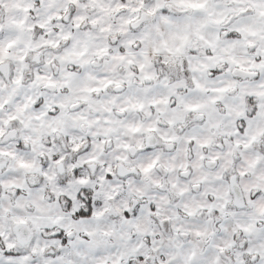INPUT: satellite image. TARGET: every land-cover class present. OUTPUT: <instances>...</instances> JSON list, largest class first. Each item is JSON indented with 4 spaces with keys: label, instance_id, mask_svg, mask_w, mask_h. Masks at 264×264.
Returning <instances> with one entry per match:
<instances>
[{
    "label": "snow or ice",
    "instance_id": "obj_1",
    "mask_svg": "<svg viewBox=\"0 0 264 264\" xmlns=\"http://www.w3.org/2000/svg\"><path fill=\"white\" fill-rule=\"evenodd\" d=\"M0 264H264V0H0Z\"/></svg>",
    "mask_w": 264,
    "mask_h": 264
}]
</instances>
